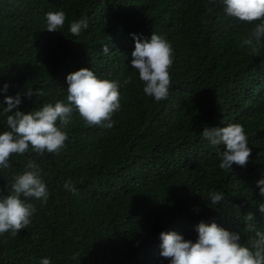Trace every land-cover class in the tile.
Listing matches in <instances>:
<instances>
[{"label":"trees","instance_id":"1","mask_svg":"<svg viewBox=\"0 0 264 264\" xmlns=\"http://www.w3.org/2000/svg\"><path fill=\"white\" fill-rule=\"evenodd\" d=\"M57 10L65 22L48 31L45 14ZM81 16L88 27L74 36L69 23ZM253 23L226 16L220 0H0V85L8 83L6 95L21 93L19 110L65 100L66 75L82 67L122 85L111 128L89 125L74 111L59 151L10 154L0 190L32 159L49 198H29L36 208L30 224L0 234V264H39L41 257L168 264L159 256L161 231L194 241L195 225L215 220L246 244L252 229L264 231L255 183L264 173V45L253 55L242 43ZM152 32L172 46L169 92L160 101L143 93L130 64L129 34ZM229 123L243 126L251 149L245 165L230 171L219 168L223 146L200 135ZM214 190L225 193L218 205L208 200Z\"/></svg>","mask_w":264,"mask_h":264},{"label":"clouds","instance_id":"2","mask_svg":"<svg viewBox=\"0 0 264 264\" xmlns=\"http://www.w3.org/2000/svg\"><path fill=\"white\" fill-rule=\"evenodd\" d=\"M226 16L240 21L255 22L250 33L242 43L249 47L253 55L264 45V0H220ZM63 10L49 11L45 14L46 30H59L65 22ZM258 21V22H257ZM88 27V18L81 16L69 23L68 31L78 36ZM134 41L131 52L132 70L138 72L143 82V93L155 101L167 98L170 85L169 66L173 62L172 46L168 40L156 32L145 37L139 33L129 34ZM103 54H109V46L103 45ZM67 95L65 100L44 103L39 108L21 111V93L6 95L8 83L0 85V118L6 125L0 130V169L9 167L10 154H23L31 148L37 154L55 153L64 146L73 112H77L89 125H101L111 128V115L120 108L121 83L115 79L103 78L92 68L82 67L65 77ZM125 80L123 83L126 84ZM29 90L25 95H32ZM200 135L212 146H223L218 152L219 168L231 170V166H243L248 161L251 149L240 123L226 126L208 127ZM258 192L264 198V173L256 180ZM63 188L75 194L77 189L69 180ZM225 193L211 191L208 200L218 205ZM29 198L42 203L49 198L48 188L42 179L39 164L29 159L24 170L15 174L6 189L0 190V234L9 232L17 235L31 222L36 208ZM264 213V203L258 207ZM255 233L250 244L240 242V233L230 231L215 220L205 223L203 220L195 225V240L185 239L176 231L159 233V256L169 258L168 264H264V231L252 229ZM39 264H51L48 257H41Z\"/></svg>","mask_w":264,"mask_h":264}]
</instances>
